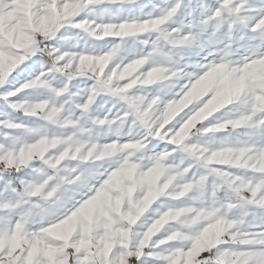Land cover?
<instances>
[{
	"label": "snow or ice",
	"instance_id": "1",
	"mask_svg": "<svg viewBox=\"0 0 264 264\" xmlns=\"http://www.w3.org/2000/svg\"><path fill=\"white\" fill-rule=\"evenodd\" d=\"M0 264H264V0H0Z\"/></svg>",
	"mask_w": 264,
	"mask_h": 264
}]
</instances>
